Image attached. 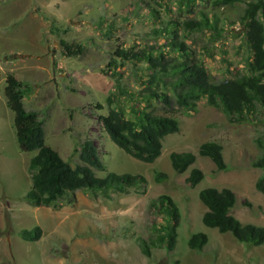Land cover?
<instances>
[{
	"label": "rangeland",
	"instance_id": "1",
	"mask_svg": "<svg viewBox=\"0 0 264 264\" xmlns=\"http://www.w3.org/2000/svg\"><path fill=\"white\" fill-rule=\"evenodd\" d=\"M216 0L181 5L179 0H0V264H264V244L253 246L206 227L199 195L207 188L230 189L237 202L232 215L242 224L264 227V195L256 188L263 172L253 164L264 156V110L233 122L222 110L202 98L193 108L142 98L152 71L144 61L116 57L119 50L169 51L170 37L156 33L170 21L186 24L207 18L211 26L190 33L178 29L180 40L204 62L211 79L219 82L248 72L252 55L241 19L249 2L238 0L217 7ZM157 12V14H156ZM28 85L27 111L37 112L44 124L47 145L71 166L81 165V144L92 140L106 165L96 171L140 175L146 184L127 193L77 190L55 205L34 207L25 199L32 187L29 163L35 152H22L7 107L4 88L8 75ZM165 90L161 85L154 88ZM145 95V94H144ZM111 108L129 119L147 110L171 114L180 123L178 133L163 141L161 156L142 163L117 147L100 117ZM101 105L104 109H97ZM222 146L226 169L199 155L204 143ZM174 152H190L196 162L179 174L171 166ZM204 179L195 187L186 183L192 169ZM163 173L167 179L156 181ZM170 197L180 211L173 251L153 242L166 236L173 221L158 202ZM40 227L42 238L27 242L23 230ZM208 236L201 252L188 240ZM149 246L151 256L144 254Z\"/></svg>",
	"mask_w": 264,
	"mask_h": 264
},
{
	"label": "trees",
	"instance_id": "2",
	"mask_svg": "<svg viewBox=\"0 0 264 264\" xmlns=\"http://www.w3.org/2000/svg\"><path fill=\"white\" fill-rule=\"evenodd\" d=\"M206 3L205 0H179L181 5H195L196 2ZM238 0H216L217 7L233 5ZM157 14V12H156ZM244 35L252 59L248 62V72L234 78H225L219 82L211 76L203 61L188 48L179 38V28L190 33L201 32L207 27H213L206 17L202 20H191L186 24L170 21L157 34L165 32L170 37V49L163 52V47L157 51L129 52L119 50L116 57L126 61H144L152 71L149 80L144 82L147 102L152 99L162 102L166 107H173L172 96L179 108L189 109L206 98L211 107L222 110L231 121L242 123L248 115H255L259 107L264 110V0L249 2L241 19ZM161 85L163 89L172 91L158 93L154 88ZM31 93L28 85L10 74L6 78L4 96L7 107L14 114L13 127L19 149L22 152L35 155L29 163L32 172V187L25 199L34 207H50L70 192L84 190L101 192L109 197V193H127L146 184L140 175L109 173L105 178L96 176V171H106V165L100 157L98 148L92 140H85L81 144L79 160L81 165L71 166L64 161L58 152L47 145L44 124L37 112L25 109L24 99ZM110 110L106 116L100 117L105 132L111 141L124 153L134 159L151 164L162 154L163 141L166 137L178 133L179 121L169 114H157L147 110L137 113L136 119H129L121 111L111 108L112 98L108 99ZM97 109L103 110L101 105ZM201 157L213 161L219 171L226 169L222 146L209 142L199 148ZM173 170L179 174L186 172L196 162V156L190 152L170 155ZM253 166L262 170L263 175L258 180L256 188L264 195V156ZM167 175L158 173L156 181L162 182ZM204 179L200 169L194 168L190 172L186 183L195 187ZM206 212L202 217L203 224L216 229L222 234H231L240 243L261 246L264 244V227L253 224H242L233 215L237 198L230 189L207 188L199 195ZM162 210L168 212L173 221L166 236H160L153 246L164 245L168 251H173L177 243V226L181 215L178 207L170 197L161 196L158 200ZM43 231L38 226L32 230H23L20 237L27 242H37L42 238ZM208 236L197 233L188 240L191 250L201 252L208 244ZM149 246L145 245L143 252L150 257Z\"/></svg>",
	"mask_w": 264,
	"mask_h": 264
}]
</instances>
